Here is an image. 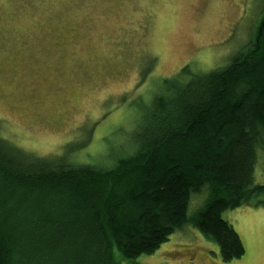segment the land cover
<instances>
[{"label": "rangeland", "instance_id": "1", "mask_svg": "<svg viewBox=\"0 0 264 264\" xmlns=\"http://www.w3.org/2000/svg\"><path fill=\"white\" fill-rule=\"evenodd\" d=\"M263 13L264 0H0V140L20 154L110 169L135 154L155 99L247 52ZM259 156L254 184L264 186ZM222 219L241 239L240 260L223 263L186 225L119 264H264V209L251 201Z\"/></svg>", "mask_w": 264, "mask_h": 264}, {"label": "trees", "instance_id": "2", "mask_svg": "<svg viewBox=\"0 0 264 264\" xmlns=\"http://www.w3.org/2000/svg\"><path fill=\"white\" fill-rule=\"evenodd\" d=\"M248 49L156 98L135 154L110 169L20 154L0 140V264L129 263L186 225L223 263L240 260L244 246L222 214L251 201L264 209L253 177L264 156V27ZM193 195L206 200L188 215Z\"/></svg>", "mask_w": 264, "mask_h": 264}, {"label": "water", "instance_id": "3", "mask_svg": "<svg viewBox=\"0 0 264 264\" xmlns=\"http://www.w3.org/2000/svg\"><path fill=\"white\" fill-rule=\"evenodd\" d=\"M264 25V15H263V19H262V22H261V27Z\"/></svg>", "mask_w": 264, "mask_h": 264}]
</instances>
